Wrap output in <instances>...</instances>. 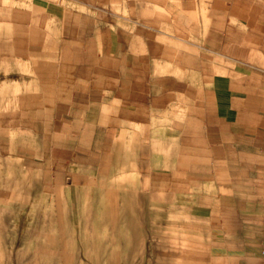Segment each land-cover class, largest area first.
I'll return each mask as SVG.
<instances>
[{"label":"crops","instance_id":"0c3cea01","mask_svg":"<svg viewBox=\"0 0 264 264\" xmlns=\"http://www.w3.org/2000/svg\"><path fill=\"white\" fill-rule=\"evenodd\" d=\"M0 76L30 129H105L124 198L193 191L264 149V0H0Z\"/></svg>","mask_w":264,"mask_h":264},{"label":"rangeland","instance_id":"374dc122","mask_svg":"<svg viewBox=\"0 0 264 264\" xmlns=\"http://www.w3.org/2000/svg\"><path fill=\"white\" fill-rule=\"evenodd\" d=\"M2 81L0 264H264V149L196 154L193 191L139 182L124 198L105 129H30Z\"/></svg>","mask_w":264,"mask_h":264},{"label":"bare ground","instance_id":"6f19581e","mask_svg":"<svg viewBox=\"0 0 264 264\" xmlns=\"http://www.w3.org/2000/svg\"><path fill=\"white\" fill-rule=\"evenodd\" d=\"M104 175V174H103ZM106 175V174H105ZM140 221V220H139ZM115 222V221H114ZM143 228V227H142Z\"/></svg>","mask_w":264,"mask_h":264}]
</instances>
